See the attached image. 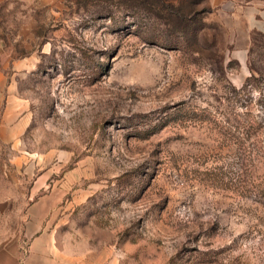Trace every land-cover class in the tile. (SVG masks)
Here are the masks:
<instances>
[{"label": "rangeland", "instance_id": "obj_1", "mask_svg": "<svg viewBox=\"0 0 264 264\" xmlns=\"http://www.w3.org/2000/svg\"><path fill=\"white\" fill-rule=\"evenodd\" d=\"M0 33V234L56 207L102 264H264V0H3Z\"/></svg>", "mask_w": 264, "mask_h": 264}, {"label": "crops", "instance_id": "obj_2", "mask_svg": "<svg viewBox=\"0 0 264 264\" xmlns=\"http://www.w3.org/2000/svg\"><path fill=\"white\" fill-rule=\"evenodd\" d=\"M10 102L12 103L9 105ZM16 102L15 96L12 99L7 96L6 76L0 68V136L6 139H14L25 127L24 123L9 124L7 120L16 114ZM55 208L21 209L18 218L22 234H0V264H102L97 261L96 254H92L90 260L83 257V254L68 252L60 245L56 223L51 220V213ZM7 209L8 207H0L1 218L6 217ZM0 222H3L2 219ZM4 227H7V223Z\"/></svg>", "mask_w": 264, "mask_h": 264}]
</instances>
